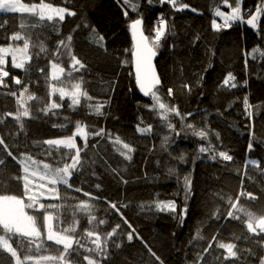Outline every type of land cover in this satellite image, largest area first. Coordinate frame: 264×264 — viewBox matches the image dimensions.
Listing matches in <instances>:
<instances>
[{
  "label": "trees",
  "instance_id": "trees-1",
  "mask_svg": "<svg viewBox=\"0 0 264 264\" xmlns=\"http://www.w3.org/2000/svg\"><path fill=\"white\" fill-rule=\"evenodd\" d=\"M45 1L66 6L76 11L77 16H66L65 22L60 26L59 35L51 28L25 29L34 39L39 37L43 40L49 49L48 55L41 54L39 58L34 57L33 60V63L45 68V73L34 70L25 77L22 70L11 67L9 57L8 63L4 66L10 71V76L6 80L9 86L16 90L19 86L12 83L11 76L30 79V92L43 99L39 103L28 102L33 105L31 112L36 118L24 117L23 131L11 117H8L6 124L0 125V135L10 136L5 142L9 144L13 155L22 158L20 153H26L40 162L41 168L43 163H49L53 167H62L65 162L71 163L69 158L57 164L53 157L59 159L67 150L61 148L60 153L53 150V156L50 157L46 154L48 145L43 142L71 135L75 131L77 120L89 125L90 132L104 128L106 132L111 133L113 139L119 135L135 151L132 153L131 161L125 160L113 148L111 140L90 135L88 149L81 152L85 164L81 169L83 174L75 173L70 178L72 189H67L63 185L57 186L60 195L66 199L50 201L46 199L49 195L47 189L34 187V193L37 195L39 191L45 192V196L39 197L40 202L73 207L81 201L92 203L95 205L92 214L96 216L97 221L107 220V224L99 225L97 229L102 233L111 231L116 224H121L122 231L118 230L117 236L113 238L116 244L122 245L121 249L113 252L112 245L109 244L110 254L114 256L113 264H159V261L150 257L144 244L135 236L131 243L127 241V233L132 229L121 222L119 215L115 214L105 201L117 204L132 228L136 229L143 241L156 252L164 264H194L193 258L197 252L202 251L214 235L223 242H236L238 248L251 247L256 251L252 240L246 242L234 240L236 236L252 234L247 233L246 224L242 222L247 217L242 212L232 209L231 203H236V197L242 191L251 192L256 199L241 196L237 207H243L257 217L264 215V58H260L259 53L256 54V59L250 55L256 46L264 51V39H261V34L240 22H236L231 28L215 31L211 27L212 20L215 19L220 24L223 21L214 15V9L219 6L220 9L230 12V8L225 7L222 0H180L181 3L189 5L188 9L182 11H177L168 4L161 7L158 0H153L151 5L147 0H138L139 13L129 10L128 17L123 14L127 6L122 8L119 0ZM231 2L232 0H229V3ZM258 3L259 0H244L243 8L254 9ZM192 8H196L197 11H191ZM161 12L168 19L169 25L174 26L172 30L175 35H169L168 43L158 51L156 58L162 82L160 94L164 102L170 106H177L182 115L193 114L186 116L183 121L180 117L171 115L170 121L175 125V130L169 129L158 113L150 110L151 98L143 96L136 86L131 62L130 50L133 40L129 24L142 15L146 34H149L147 29L155 23ZM28 15L0 13V23L7 20V26L0 29V46L13 43L14 46L22 47L23 41H5L3 37L20 31L21 17ZM85 23L104 36V48L89 41V28L80 27L75 32L72 31L77 24ZM261 26L264 27V18ZM70 33L73 35L74 54L86 64V69L75 75L84 76L83 88L93 97L92 103L106 104L104 116H95L87 112L81 115V108L73 112L68 107L71 103L68 97L62 102L64 105L62 108L54 110L58 115L44 116L40 111L43 102L49 99L50 89L46 83V76L49 77L50 83H55L50 80L51 52L55 50L58 40L65 39ZM196 36L200 39L196 40ZM170 44L175 46L169 47ZM36 51L38 49H30L33 54ZM62 59V66L67 72L69 60L66 57ZM124 61L127 63H123ZM229 72L236 77V88L221 87ZM185 83L192 85L190 92L182 87ZM169 88L173 89L171 97L167 96ZM7 92L8 89L0 87V115L9 111L15 112L17 108L15 98L7 95ZM245 96L248 97L250 104L259 106L252 109V117H249L245 110L243 103ZM51 99L60 102L58 94ZM65 117H69L71 123L66 121ZM54 124H67V127H53ZM137 124L141 127L152 125V132L141 135L136 131ZM187 124H193L197 129H206L209 139L201 140L193 136L192 131L186 128ZM177 132L181 133L180 136L176 135ZM216 134L219 136L218 139ZM166 136L169 140L165 143ZM97 141L99 143H96ZM209 141L216 149L215 160L211 158L212 153L199 152V148L202 145L207 146ZM253 141L255 150L249 152L247 146ZM76 142L79 147H83L84 141L81 137L77 136ZM219 151L227 152L233 156V160L224 161L218 156ZM182 154L185 157L184 162L178 160ZM0 157L6 159L8 168L12 170L4 172L5 180L16 173L22 174L20 165L6 156L2 146ZM102 161H107V164ZM249 161H255L256 164H250ZM170 167L175 168V175L169 174ZM112 169L117 171L113 172ZM185 176H190L192 185L187 200V213L181 224L176 217L184 207L185 200L183 193L177 196V192L182 189ZM125 180L127 183L123 182ZM35 183L41 181L37 179ZM43 183L47 184V180ZM97 184L100 185L99 188L96 187ZM75 188H81L82 191L75 192L73 190ZM85 192L90 195L85 196ZM0 194L16 195L28 203L24 197L22 182L13 181L10 187ZM94 197L98 199H93ZM172 199H175L178 205L176 213L159 212L154 206L151 210L148 207L142 208V205H153L157 200ZM123 205L127 207H122ZM229 210L240 216L241 220L227 218ZM25 211L33 214L32 209L26 208ZM213 214L220 218L216 219ZM60 215L64 221L60 225L61 228L72 224L71 210ZM77 219L79 220L77 234L82 233L85 228L92 227L88 224L86 215L77 214ZM53 224L55 229V219ZM197 232L203 237L202 240L193 239ZM213 245L211 250L213 254L208 257L209 264H217L215 256L223 252L215 249V242ZM58 249L62 250V246L54 245L45 239V247L40 252L33 250L34 259L28 264H35L41 256H56L59 254ZM7 256L8 254L0 251V264H8ZM249 264L256 262L251 260Z\"/></svg>",
  "mask_w": 264,
  "mask_h": 264
},
{
  "label": "snow or ice",
  "instance_id": "snow-or-ice-1",
  "mask_svg": "<svg viewBox=\"0 0 264 264\" xmlns=\"http://www.w3.org/2000/svg\"><path fill=\"white\" fill-rule=\"evenodd\" d=\"M122 8H125L123 14L125 17L129 16V10L131 12L139 13L140 4L138 0H119ZM147 3L151 5L153 0H147ZM161 7L165 4L171 5L172 8L177 11H182L188 9L189 5L187 3H181L180 0H158ZM225 7L230 8V12H224L220 10L217 6L214 9V15L222 19L223 23H217L215 19L212 20L211 27L215 31H220L221 29L231 28L236 22L241 24H246L251 29L257 30L258 34H261V39H264V27L261 26L262 18H264V0H259V3L254 6V9L245 10L243 8L244 0H222ZM191 11L196 12V8H192ZM0 13H27V17H21V23L19 25L20 31L12 33L10 36H5L3 39L5 41H23L22 47L19 45L14 46L13 43H8L7 46H0V87L8 89L7 95L15 98L17 108L15 112H6L0 115V125L6 124L7 118L11 117L12 120L19 125L21 131L25 128V123L23 118L29 117L35 119L36 117L32 114L31 108L33 105L29 104V101L41 102L43 98L37 97L34 93L29 90V83L31 80H26L24 77L11 76L12 83L19 86L18 89L13 90L6 78L10 76V71L5 69V65L8 63L7 57L11 56V67L13 69L22 70L25 77H28L30 73L34 70L40 73H45V68H41L38 64L33 63L34 57L39 58L41 54L48 55L49 49L46 43L39 37L35 39L33 36L25 31V29L31 27L32 29H43L51 28L56 32L57 35L60 34V26L65 22L66 16L76 17L77 12L71 10L68 7L54 6L53 3H46L45 0H40L39 3L26 4L22 3L21 0H0ZM7 26V20L0 23V29ZM84 27L89 28V41L97 46L104 48V36L97 33L95 28L90 27L88 24H77L76 28L72 31L75 32L76 29ZM131 31V36L133 40V45L131 48V62L134 64L135 68V83L139 91L145 97H150L151 111H155L161 117L162 120L166 122V126L175 130V125L171 123L170 116L174 115L180 117L183 121L186 116H192V113H187L186 116L182 115L175 105H169L164 102L161 96V78L156 68L153 64L154 58L158 55V51L162 49L165 44L168 43L169 35L174 36L175 33L172 30L174 26L169 25V21L165 18L164 13L161 12L157 17L154 24H152L148 29L146 34L145 22L142 15L131 21L129 24ZM22 32L24 34H22ZM200 37L196 36V40ZM73 35L70 33L65 39L58 40L56 48L51 52L52 59L49 60L51 65L50 80L55 83L49 82V77L46 76V83L50 89L48 93L49 99L44 101L40 111L44 116H49L50 114L55 116L58 113L54 110L62 108L63 101L65 97H68L71 103L68 105L73 112L77 111V108H81L80 112L83 115L85 112L90 113L95 116H104V109L106 107L105 103L96 102L92 103L93 97L89 95L88 91L83 88L85 83L84 76L80 75L77 77L75 73H80L81 70L86 69V64L78 58L72 48ZM174 44H170L169 47H174ZM30 49H38L34 54L30 52ZM106 50V49H105ZM257 53H259L260 58H264V51L261 50L259 46L254 47L251 50L250 55L253 59L257 58ZM67 58L69 60V70L66 72L65 68L62 66L63 59ZM123 63H127L124 61ZM247 59L245 60V65L247 66ZM211 66V65H210ZM61 77H64L61 79ZM202 79V77H200ZM236 77L229 72L224 78L221 87L225 88H236L237 83L235 82ZM75 81V82H74ZM247 81H245V84ZM184 89L191 91L192 85L185 83L182 85ZM114 91V88L112 89ZM131 91V89H129ZM60 102L52 100L51 97L57 95ZM173 95V89L169 88L167 90V96L171 97ZM243 103L245 105V110L248 112L249 117L253 116L252 109L254 107L250 104L247 96L243 98ZM148 107V105H145ZM65 120L71 123L69 117H65ZM143 121H141L142 123ZM53 127H67V124H54ZM187 129L192 131V135L199 137L201 140H208L209 133L206 129H197L193 124H187ZM89 125L83 124L82 121H75V131L71 135H67L59 139H48L43 143L48 145L46 154L50 157L53 156V150L60 153V149H66L59 159L53 157L56 163L59 164L60 161H67L69 158L71 163H63V166L53 167L49 163H43V167L39 166L40 162L34 160L30 155L26 153H20V157L13 155L12 149H10L9 144L5 142V135H0V146H2V151L6 153L7 157H11L12 161L20 165L22 174L16 173L11 175L8 180L3 178L4 172H11L12 170L8 168L7 161L5 158L0 157V192L5 191L10 187L13 181L22 182L24 189V197L27 198L28 203H25L24 199L16 195L0 194V251L8 254V264H28V262L33 261L34 257L32 255L33 250L35 252H40L41 249L45 247L46 241L53 242L54 245H61L62 250L58 249L59 254L56 256H41L35 261V264H113L114 256L110 254L109 244L112 245L113 252L115 250L121 249V244H116L114 237L117 236L118 230H121V224H116L115 227L106 233L98 231L99 225L107 224V220L99 219L93 215L95 205L92 203L81 201L74 207L71 205H59L56 203H43L40 202L39 197L45 196L44 191H39L38 195L34 193V187L37 189H47L49 195L46 197L48 200H63L66 197L60 195V190L58 185H63L67 189H72L73 186L70 183V178L75 173H80L81 169L85 167L84 162L81 158V152L88 149V138L89 136H95L100 138H108L111 140L113 148L122 156L125 160H132V153L135 149L129 144L124 142L119 135L112 138L111 133L106 132L104 128H99L98 130L89 131ZM136 131L141 135L152 132V125H147V127H141L140 124L136 125ZM180 132L176 135L180 136ZM217 139L219 138L218 134ZM254 136V132L252 133ZM79 136L84 141L83 147H79L76 142V137ZM169 137L164 138L166 143ZM96 143H99L97 141ZM39 147V145H37ZM95 147V145H93ZM248 151H254V141L249 142ZM74 150V154L73 153ZM200 153H212L211 158L215 160L217 157L215 155V146L209 141L207 146H201L199 148ZM87 152H85V156ZM218 156L224 161H232L233 156L229 155L225 151H219ZM180 162H184V155L178 157ZM95 163V161H92ZM102 163L107 164V161H102ZM250 164H256L255 161H249ZM116 172V169H112ZM170 175H175V168L170 167L168 169ZM247 175V173H245ZM41 181V183L36 184V180ZM47 180V184L43 181ZM127 183V181H123ZM243 184V181H242ZM51 185V187H48ZM192 180L190 176L184 177L183 187L177 192V196L183 193L185 204L181 209L180 214L177 215V219L183 224L184 217L187 213V200L191 194ZM97 188L100 187L99 184L96 185ZM75 192H81V188L73 189ZM85 196L90 194L85 192ZM247 196L250 199L255 200L256 197L253 196L251 192H241L236 197V203H231V208L236 209L238 212H242L246 220L242 222L246 224L247 233H251V236H236L234 240L236 241H248L252 240L256 246V251H253L251 247L241 249L238 248L236 242H223L218 240L217 236H213L212 240L207 243V246L203 248L202 251L197 252L194 259V264H209L208 257L213 253V242H215V249L223 250L222 253L216 254L215 261L217 264H249L251 260H255L256 264H264V215L257 217L253 212L244 209L243 207H237L241 196ZM93 199H98L94 197ZM231 199V198H229ZM109 208L114 210L115 214L119 215L120 220L123 224L127 225L128 228L132 229L127 233V241L131 243L134 239H139L144 247L147 249L150 257L154 258L155 261H159V264H164V261L152 251L143 238L140 237L139 233L132 225L128 222L127 218L123 215L121 209L116 203L105 201ZM154 206L155 210L159 212H171L176 213L177 203L175 199L163 201H154L153 205L143 206L148 207L149 210ZM122 207H127L123 205ZM32 209L33 214H29L25 209ZM69 210L72 211V224L68 227L61 228L60 225L64 223L61 220V213H67ZM54 213L56 215L54 216ZM77 214H83L87 216V222L90 228H85L82 233L77 234V226L79 220L77 219ZM216 219L219 216L213 214ZM227 218L232 220H241V217L236 215L233 211L229 210L227 212ZM56 220V226L54 230L53 221ZM43 228V231H42ZM122 231V230H121ZM43 237V239H42ZM193 239L202 240L203 237L197 232ZM11 241V242H10ZM191 242V241H190ZM13 244L16 246L14 247ZM21 253H23V259H21Z\"/></svg>",
  "mask_w": 264,
  "mask_h": 264
},
{
  "label": "rangeland",
  "instance_id": "rangeland-1",
  "mask_svg": "<svg viewBox=\"0 0 264 264\" xmlns=\"http://www.w3.org/2000/svg\"><path fill=\"white\" fill-rule=\"evenodd\" d=\"M21 2L22 3H26V4H31V3H27V2H24L23 0H21ZM46 3H49V2H47V1H45ZM54 5V4H53ZM54 6H60V5H54ZM63 7H66V6H63ZM221 11H224V12H229V11H225V10H222V9H220ZM218 19H220V20H222L221 18H219V17H217ZM7 46V45H6ZM9 57H11V56H8L6 59H7V61L9 60ZM59 139V138H58ZM55 230V229H54Z\"/></svg>",
  "mask_w": 264,
  "mask_h": 264
},
{
  "label": "water",
  "instance_id": "water-1",
  "mask_svg": "<svg viewBox=\"0 0 264 264\" xmlns=\"http://www.w3.org/2000/svg\"><path fill=\"white\" fill-rule=\"evenodd\" d=\"M156 58H157V56L154 58V60H153V64H154V66H155V68H156V71L158 72V68H157V65H156ZM133 72H134V75H135V68H134V64H133ZM158 74H159V72H158ZM161 78V77H160ZM143 95V94H142Z\"/></svg>",
  "mask_w": 264,
  "mask_h": 264
},
{
  "label": "bare ground",
  "instance_id": "bare-ground-1",
  "mask_svg": "<svg viewBox=\"0 0 264 264\" xmlns=\"http://www.w3.org/2000/svg\"><path fill=\"white\" fill-rule=\"evenodd\" d=\"M158 72H159V70H158ZM159 75H160V73H159Z\"/></svg>",
  "mask_w": 264,
  "mask_h": 264
}]
</instances>
